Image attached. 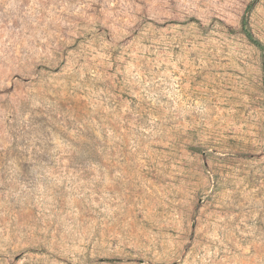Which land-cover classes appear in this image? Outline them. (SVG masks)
I'll return each mask as SVG.
<instances>
[{
	"label": "rangeland",
	"instance_id": "obj_1",
	"mask_svg": "<svg viewBox=\"0 0 264 264\" xmlns=\"http://www.w3.org/2000/svg\"><path fill=\"white\" fill-rule=\"evenodd\" d=\"M0 264H264V0H0Z\"/></svg>",
	"mask_w": 264,
	"mask_h": 264
},
{
	"label": "trees",
	"instance_id": "obj_2",
	"mask_svg": "<svg viewBox=\"0 0 264 264\" xmlns=\"http://www.w3.org/2000/svg\"><path fill=\"white\" fill-rule=\"evenodd\" d=\"M248 33V36H249V38L252 40V42H254V43H260L259 42V40H257L253 35H252V33H250V32H247Z\"/></svg>",
	"mask_w": 264,
	"mask_h": 264
}]
</instances>
